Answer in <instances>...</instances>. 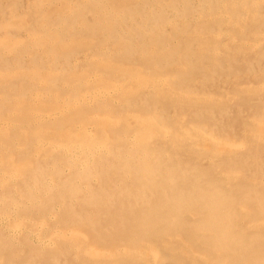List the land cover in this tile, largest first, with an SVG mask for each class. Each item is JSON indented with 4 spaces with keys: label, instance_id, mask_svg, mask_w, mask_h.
Wrapping results in <instances>:
<instances>
[{
    "label": "bare ground",
    "instance_id": "6f19581e",
    "mask_svg": "<svg viewBox=\"0 0 264 264\" xmlns=\"http://www.w3.org/2000/svg\"><path fill=\"white\" fill-rule=\"evenodd\" d=\"M21 1L0 11V264H264V7Z\"/></svg>",
    "mask_w": 264,
    "mask_h": 264
},
{
    "label": "rangeland",
    "instance_id": "374dc122",
    "mask_svg": "<svg viewBox=\"0 0 264 264\" xmlns=\"http://www.w3.org/2000/svg\"><path fill=\"white\" fill-rule=\"evenodd\" d=\"M11 0H0V11L2 12L1 13V16L2 17H4V19H5V17H7V15L9 14V8H8V5H9V2H10ZM251 1H253V0H251ZM256 3H260L261 4V6L262 7H264V2H262V0H254ZM27 3V0H22L21 1V4H22V6H24L25 4ZM242 11H244V14H243V21H246V22H248V20H249V18H250V15L247 13V12H249V7H247L246 8V10H244V9H242ZM247 14V15H246ZM240 24L242 25V22H240ZM230 25L229 24H223L222 26H220V28H218L217 27V30L219 29V35H218V37L221 39V40H223V41H225V40H227V38L229 37V34H228V32L226 33V34H224V31L222 30V29H226V28H228ZM236 26L238 27L239 25L238 24H236ZM261 28H263V30H264V24L262 25V27ZM3 32H7V30H0V36L3 34ZM23 34V33H22ZM263 35H258L259 37L257 38V41H256V46H264V31H263V33H262ZM23 35H25V34H23ZM235 42H237V39H235L234 40ZM250 42V41H249ZM246 43L248 44V40L246 41ZM253 53H254V50L252 51ZM258 53H256L253 57H252V60H253V62H254V68L252 69V68H248L249 69V71H247V68H243V70L244 71H247L245 74H244V76L246 77L247 75H249L252 79L255 77V75H254V73H255V71L256 72H258L260 69H262V70H264V60H263V57H261V56H259V55H257ZM257 58V59H256ZM259 66V67H258ZM255 70V71H254ZM261 74V73H260ZM221 79H222V77H221ZM220 78L218 79V80H213V82H207L206 84H212L210 87H208V89H214L215 88V85L217 84H220V83H223V81H220L221 80ZM218 81H220V82H218ZM218 82V83H217ZM221 87V86H220ZM246 112V110L245 109H243V113H245ZM232 114H234V108H233V112L231 113V111H230V113H229V115H232ZM242 116H244L243 114H241Z\"/></svg>",
    "mask_w": 264,
    "mask_h": 264
}]
</instances>
